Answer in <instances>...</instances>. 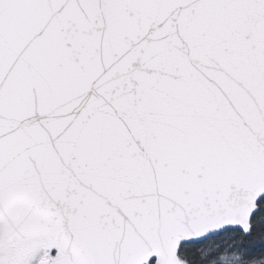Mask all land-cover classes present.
Here are the masks:
<instances>
[{
	"label": "snow or ice",
	"instance_id": "obj_1",
	"mask_svg": "<svg viewBox=\"0 0 264 264\" xmlns=\"http://www.w3.org/2000/svg\"><path fill=\"white\" fill-rule=\"evenodd\" d=\"M0 264H264V0H0Z\"/></svg>",
	"mask_w": 264,
	"mask_h": 264
}]
</instances>
